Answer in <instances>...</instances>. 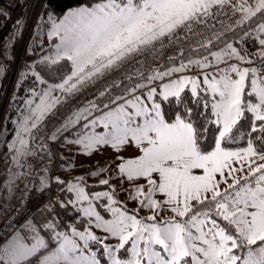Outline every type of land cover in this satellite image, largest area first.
Returning a JSON list of instances; mask_svg holds the SVG:
<instances>
[{
    "label": "snow or ice",
    "instance_id": "6c2138e0",
    "mask_svg": "<svg viewBox=\"0 0 264 264\" xmlns=\"http://www.w3.org/2000/svg\"><path fill=\"white\" fill-rule=\"evenodd\" d=\"M37 2L30 62L9 98L15 105L23 88L28 114L16 122L17 138L5 142L0 264H264V0H194L195 11L236 5L237 28L178 55H166L172 44L154 43L186 19L172 13L173 0H97L62 14L53 0ZM15 24L27 26L19 18ZM12 55L7 44L0 50V82L13 71ZM89 91L92 98L83 99ZM206 93L219 99L209 103ZM65 107L71 115L52 130ZM53 147L66 153L61 171L88 164L87 172L55 174ZM105 149L116 151L101 163L95 157ZM248 161L256 162L248 167L251 184L234 176ZM105 172L118 176L100 178ZM217 174L233 177L224 192ZM93 178L98 184L86 183ZM52 183L56 195L35 209L17 196L23 187L44 196ZM117 194L134 211L118 206ZM145 210L153 215L142 219ZM164 212L173 218L146 222Z\"/></svg>",
    "mask_w": 264,
    "mask_h": 264
},
{
    "label": "trees",
    "instance_id": "16d2710c",
    "mask_svg": "<svg viewBox=\"0 0 264 264\" xmlns=\"http://www.w3.org/2000/svg\"><path fill=\"white\" fill-rule=\"evenodd\" d=\"M142 0H135V2L140 3ZM97 0H53V6L58 14L65 13L69 9H73L76 7L94 4ZM236 4L238 2L236 0ZM236 5H232L231 3H218L214 4L208 11L197 15L196 17L186 19L183 24L179 25L177 30L173 33H166L158 43L160 47L167 48L168 44H172L173 47L169 46L168 52L166 55H178L179 51H183L185 53L189 52L190 49H194L196 47H202L203 45L210 44L211 42L224 37L226 34H230L232 30L237 28L235 20L239 17L234 13ZM41 9L39 8L38 14L40 13ZM37 14V16H38ZM36 16V20H37ZM36 23V21H35ZM242 26V25H241ZM178 32V35H177ZM165 38L167 43H164ZM159 51V48H157ZM29 56L26 54L25 59L28 60ZM193 58H196L195 56ZM5 82V78L0 82V96L2 92L3 83ZM28 85H25V88ZM118 91V90H117ZM26 95V92L22 88L18 93V99L15 105L9 106L8 114L6 117L5 127L7 134L1 138L0 141V161L5 158V152L7 148L5 147V142H7L9 136L11 135V130L14 129L15 123L13 124L14 119L18 116L17 114L19 108L21 107L22 98ZM208 101H210L209 95L206 93ZM88 97V96H87ZM89 99V98H88ZM164 110L167 113H172L176 111L175 106H168L167 104L164 105ZM194 112L197 115L198 119H202V109L194 108ZM179 114V113H177ZM14 118V119H13ZM47 119V118H46ZM66 119V118H65ZM254 119V118H253ZM64 120V119H62ZM55 124V121L49 127L51 128L52 125ZM243 128L248 127V123L245 120L240 122ZM36 132V130H34ZM214 135H217L213 131H210L207 137V143L211 144L213 142ZM203 139V138H202ZM237 145L243 146L244 140L241 139L237 141ZM239 147H234L236 149ZM53 152L56 156L54 147ZM54 161L52 165V169L55 166ZM92 190V189H89ZM32 192V191H31ZM30 192V193H31ZM55 192H57V186L55 185ZM29 194V193H28ZM18 196V194H17ZM20 196V194H19ZM21 196H24L21 194ZM207 203V202H205ZM199 207V205H197ZM11 216V212H9V218ZM63 219L67 222H73L74 218L67 214L62 213ZM226 222L222 223L221 226H225Z\"/></svg>",
    "mask_w": 264,
    "mask_h": 264
},
{
    "label": "rangeland",
    "instance_id": "374dc122",
    "mask_svg": "<svg viewBox=\"0 0 264 264\" xmlns=\"http://www.w3.org/2000/svg\"><path fill=\"white\" fill-rule=\"evenodd\" d=\"M237 2H238V4H240V3H245V5L247 6L248 5V0H237ZM252 2L254 3L255 2V0H252ZM140 3H142V1L140 2ZM173 3L174 4H176L177 5V7L176 8H173L171 11H172V13L173 14H176V13H181V14H185L186 15V19H190V18H193V17H196L197 15H199V14H202V13H204V12H206V11H208L214 4H218V3H215V2H212V4H211V6L210 7H208L206 10H202V11H195L194 9H191V8H189V5L190 4H192V3H194V0H173ZM95 4V3H94ZM84 6H86V5H84ZM81 7V6H80ZM77 8H79V7H76V8H73V9H69V10H75V9H77ZM68 10V11H69ZM67 12V11H66ZM188 12H192V15H187V13ZM185 19V20H186ZM35 25V24H34ZM166 34V33H165ZM163 37V36H162ZM162 37H160V39L162 38ZM33 38H34V30H33V33H32V36H31V38H30V41H29V43L27 44V48L29 47V45L33 42ZM160 39H159V41H160ZM158 41V42H159ZM57 42H58V39H57ZM47 43H51V41H47ZM3 48V47H2ZM2 48H0L1 50H2ZM27 48H26V50H27ZM25 55H26V51H25ZM25 55H24V59H23V62H22V64H21V67H20V69H19V71L22 69V66H24L25 64H27V63H29L30 62V57L28 58V60H26L25 59ZM69 63V67H71V62H68ZM90 68H91V66H88L87 68H85V73H87L89 70H90ZM67 75H71V71H67ZM67 75H65V79L67 78ZM123 75V74H122ZM189 75H191V74H189ZM121 77H116V79H120ZM198 78H200V79H202V77H198ZM7 79H8V76H7V78H5V82L3 83L4 85H3V87H2V94H1V96H0V112H1V107L3 106V100H2V98H3V94H4V88H5V84H6V81H7ZM60 82H63V81H60ZM72 82H75V79L72 81ZM16 83H17V76H16V81H15V83H14V88H15V86H16ZM201 87L203 88V87H205L204 85H201ZM14 88H13V90H14ZM13 94V93H12ZM93 92L92 91H89L84 97H83V99H90V98H92V96H93ZM54 96H61V99H64V95H62L59 91L58 92H56V93H54L53 94ZM209 95V97H210V101H209V103H211V102H214L215 100H218L219 99V97H213L212 95H210V94H208ZM12 96V95H11ZM26 96V95H25ZM24 96V97H25ZM88 96V97H87ZM9 106H10V103H8L7 104V107H6V110H5V114H4V117L2 118V119H0L1 121H0V129H3L5 126V122H6V117H7V114H8V110H9ZM71 111H75V105H73L72 107H71ZM71 111H69V109L67 108V107H65V108H63L62 110H61V113H60V118H59V120L58 121H55V124L54 125H52L51 126V129L52 130H55V127H59V125L61 124V123H63V120L62 119H65V118H67V116L68 115H71ZM18 113L19 114H17V116H19L18 118L19 119H14V121H13V124L15 123V125L17 126V121L18 120H21L22 118H23V116L24 115H27L28 114V112H27V109L25 108V106L22 104L21 105V107L19 108V111H18ZM22 113V114H21ZM21 114V115H20ZM47 118V117H46ZM45 118V119H46ZM33 133H35L34 131H33ZM3 137V136H2ZM2 137H0V141H1V138ZM31 138H30V136H29V140H30ZM62 142V138H61V141H58L57 143L59 144V143H61ZM110 147V146H109ZM54 150H55V153H56V162H55V166H54V168L52 169V171L55 173V174H57V175H65V174H67L70 178H72V179H74L73 177H71L70 175H69V173H70V171L71 170H69V169H66V170H64V171H61V167H60V165H61V161L59 160V156L61 155V154H65L66 155V153L64 152V149L63 148H61V147H54ZM74 151V150H73ZM115 149H111V150H108V149H105V151L102 153V154H98L96 157H95V159L96 160H98V161H100V162H102V161H105V160H111V158L113 157V155H114V153H115ZM75 162V164H79V159H77V160H75L74 161ZM255 161H248V165H247V167H245L244 169H246V168H248V167H252V166H254L255 165ZM264 163V162H263ZM89 169V165H88V167H83L82 169L81 168H79V173H77V174H82V173H86L87 172V170ZM80 170H82V171H80ZM114 175L113 176H115V178L118 176V173H113ZM235 176V175H234ZM101 178V177H100ZM217 178H218V180H217V182L219 183V185H220V188H219V190H222L224 187L225 188H228V185L229 184H233L234 183V180H233V177L232 176H228L227 178H226V180H225V178L224 177H219V174H217ZM236 178V177H235ZM237 179H239V177L237 178ZM53 180H54V177H53ZM93 179H89V180H87L86 181V183L87 184H92V181ZM247 182L248 183H252L253 182V178H247ZM140 186L142 187V188H148L149 187V185H147V183H145V182H141V184H140ZM36 187H38V185L36 186ZM114 187H115V184H114ZM126 187H127V185H126ZM32 189L31 188H29V190H27V191H31ZM54 191V193H56L55 192V184L54 183H52L51 185H50V188H49V191ZM90 191H96L95 189H92V190H90ZM33 194H37L35 191H32L29 195H28V197H27V201H28V199L30 198V196L31 195H33ZM135 193H134V191H133V195H134ZM19 195V194H18ZM162 194H160V193H156L154 196H153V199H157V200H159V197L161 196ZM20 196H21V194H20ZM116 199H117V203H118V206L119 205H122V206H124V204H127L126 202H125V200H122V199H120L118 196H116ZM0 203H1V201H0ZM134 211V210H133ZM144 212V211H143ZM143 212H140L139 213V216H140V218H145L147 215H153V213L152 212H149V211H145V214L143 213ZM173 216H174V214H172V215H169V212H164L163 213V215L162 216H157V220L156 221H146V222H148V223H152V222H156V223H160L161 221H163V220H167V219H171V218H173ZM181 219H183V218H181ZM195 234V233H194ZM208 239H211V236H209L208 237ZM198 244H199V242H197ZM200 246H202V247H206V245H202V244H200Z\"/></svg>",
    "mask_w": 264,
    "mask_h": 264
},
{
    "label": "built area",
    "instance_id": "2783aa9c",
    "mask_svg": "<svg viewBox=\"0 0 264 264\" xmlns=\"http://www.w3.org/2000/svg\"><path fill=\"white\" fill-rule=\"evenodd\" d=\"M39 8L37 0H0V12L10 16L8 18L6 15H0V48L6 44L9 45L14 61L13 71L8 75L4 88L0 119L4 117L9 98L13 93L17 72L21 67L27 44L32 36ZM18 18L21 19L22 24L27 25L22 30L16 27L15 22ZM55 195L56 193L52 190L44 196L33 194L27 201L28 207L35 209L42 200H51Z\"/></svg>",
    "mask_w": 264,
    "mask_h": 264
},
{
    "label": "crops",
    "instance_id": "0c3cea01",
    "mask_svg": "<svg viewBox=\"0 0 264 264\" xmlns=\"http://www.w3.org/2000/svg\"><path fill=\"white\" fill-rule=\"evenodd\" d=\"M22 114V113H21ZM20 114V115H21ZM19 117V116H18ZM16 118V119H19V118ZM23 119V118H22ZM21 119V120H22ZM17 131H18V128H17V126L15 125V127H14V129L13 130H11V135L9 136V138H8V140H7V142H12L13 140H15L16 138H17ZM34 130H32V132H33ZM23 139H25V140H29V135L28 134H25L24 136H23ZM233 150H240L239 148H236V149H233ZM8 150H6V152H7ZM129 152H132V151H134V147L133 148H129V150H128ZM5 152V153H6ZM101 163H104V161H102ZM261 163H263V162H261ZM9 164H10V161L6 158V156H5V158L4 159H2L1 161H0V180H2L3 179V177L5 176V175H7L8 173L5 171V169L9 166ZM74 164H75V162H74ZM83 167H88V164H84L83 165ZM234 167H237L236 165H234ZM69 170H71L70 171V173H69V175L71 176V177H73L74 179L77 177V176H79V174H77V173H79V168H75V169H73V168H69ZM80 171H82V170H80ZM194 171V174H203L202 173V171L201 170H193ZM114 173V172H113ZM81 175V174H80ZM114 174H112V176L111 177H109L108 176V174H107V172H105V174H104V176H102L101 178H108V179H111V180H115V176H113ZM235 175V177H236V179L239 177V179L240 180H244L245 178H253L252 176H250L249 174H248V168H246V169H242L241 171H239V172H237V173H235L234 174ZM93 182H92V184H98V179H96V178H93V180H92ZM22 183H25L26 184V182H22ZM112 187L113 188H115L114 187V184L112 185ZM228 188H223L222 190H220L221 192H224L225 190H227ZM27 190H29V188L28 187H23V188H20V190H19V192H17V194H22V195H24L23 197L27 200V197H28V195L30 194V192L32 191H27ZM95 190H100V189H95ZM90 191V190H89ZM29 193V194H28ZM0 196H3V189L2 188H0ZM117 196L120 198V199H122V200H124V197L123 196H121V195H119V194H117ZM18 197H19V195H18ZM0 201H1V203H3V200L2 199H0ZM120 207H122V208H129L130 210H134V209H132L131 208V205H129V204H124V206H122V205H119ZM146 211V210H145ZM145 211L143 212L144 214H145ZM0 223H3V220H0Z\"/></svg>",
    "mask_w": 264,
    "mask_h": 264
}]
</instances>
